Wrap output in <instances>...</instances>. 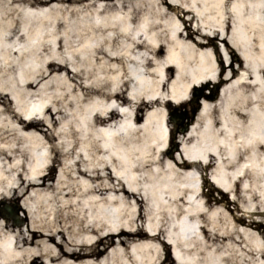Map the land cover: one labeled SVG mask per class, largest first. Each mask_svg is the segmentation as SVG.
Here are the masks:
<instances>
[{
  "label": "bare ground",
  "instance_id": "1",
  "mask_svg": "<svg viewBox=\"0 0 264 264\" xmlns=\"http://www.w3.org/2000/svg\"><path fill=\"white\" fill-rule=\"evenodd\" d=\"M0 207V264H264V0H0Z\"/></svg>",
  "mask_w": 264,
  "mask_h": 264
},
{
  "label": "rangeland",
  "instance_id": "2",
  "mask_svg": "<svg viewBox=\"0 0 264 264\" xmlns=\"http://www.w3.org/2000/svg\"><path fill=\"white\" fill-rule=\"evenodd\" d=\"M166 8L172 10V8L174 7L166 5ZM214 41L217 40L214 39ZM217 46L218 43L216 44V47ZM240 83H242V81H240L239 79H235L231 84L232 86L238 88ZM220 92H221V85H215L211 83L208 85H203L198 87L197 89L192 90V93L190 94L187 102L179 106H172L168 108L167 119L171 123L170 126L173 130L172 141L169 142L167 146L166 156L168 158L170 157V159L173 160L174 158L179 156L180 154L179 152H181V147H182V144L180 143L181 139L179 137L183 134H186L184 133L186 125L188 126L193 125L194 118L196 117L198 111L200 110V105H201L200 103L202 100H204V97L213 96L214 100L217 102L221 97ZM223 112L227 113V111L224 109ZM183 117H184V124L183 122H181L182 120L181 118ZM209 189H210L209 187H205L204 190L208 192ZM2 207H0L1 211L7 212V210L3 209ZM19 216L22 218L24 216L23 212L20 211ZM262 221L264 222V219H262Z\"/></svg>",
  "mask_w": 264,
  "mask_h": 264
},
{
  "label": "water",
  "instance_id": "3",
  "mask_svg": "<svg viewBox=\"0 0 264 264\" xmlns=\"http://www.w3.org/2000/svg\"><path fill=\"white\" fill-rule=\"evenodd\" d=\"M186 131H188V128H186V129L184 130V132H186Z\"/></svg>",
  "mask_w": 264,
  "mask_h": 264
}]
</instances>
